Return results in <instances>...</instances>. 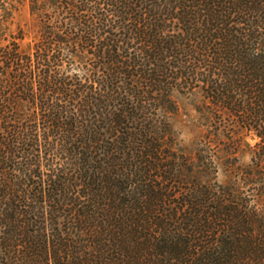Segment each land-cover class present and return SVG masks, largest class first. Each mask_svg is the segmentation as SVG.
I'll return each instance as SVG.
<instances>
[{
	"label": "trees",
	"instance_id": "1",
	"mask_svg": "<svg viewBox=\"0 0 264 264\" xmlns=\"http://www.w3.org/2000/svg\"><path fill=\"white\" fill-rule=\"evenodd\" d=\"M0 264H264V0H0Z\"/></svg>",
	"mask_w": 264,
	"mask_h": 264
},
{
	"label": "rangeland",
	"instance_id": "2",
	"mask_svg": "<svg viewBox=\"0 0 264 264\" xmlns=\"http://www.w3.org/2000/svg\"><path fill=\"white\" fill-rule=\"evenodd\" d=\"M14 31L22 29L25 33V37L21 42L22 48L27 51H32L34 44L39 39L40 25L37 18L33 17L30 13L28 3L22 6L19 12L15 16ZM181 110L179 114L174 118L173 122L175 129L178 133V141L181 145L187 147L190 151L194 150L200 142L201 138L209 130V116L199 113L197 107L202 104L200 97H179ZM215 125V123H212ZM243 135V134H242ZM228 136V133H225ZM221 136V140L229 142L228 137ZM244 142H242L241 152L235 157H232L237 162V165H249L252 163V156L256 150L255 146L260 142V139L253 133H244ZM223 141V142H224ZM228 156L224 154L226 161ZM219 182L226 183L227 175L223 170L219 174Z\"/></svg>",
	"mask_w": 264,
	"mask_h": 264
}]
</instances>
